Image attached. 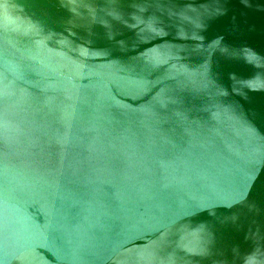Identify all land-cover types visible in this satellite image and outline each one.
<instances>
[{
    "label": "water",
    "instance_id": "water-1",
    "mask_svg": "<svg viewBox=\"0 0 264 264\" xmlns=\"http://www.w3.org/2000/svg\"><path fill=\"white\" fill-rule=\"evenodd\" d=\"M264 264V0H0V264Z\"/></svg>",
    "mask_w": 264,
    "mask_h": 264
},
{
    "label": "snow or ice",
    "instance_id": "snow-or-ice-1",
    "mask_svg": "<svg viewBox=\"0 0 264 264\" xmlns=\"http://www.w3.org/2000/svg\"><path fill=\"white\" fill-rule=\"evenodd\" d=\"M250 264H251V260H250Z\"/></svg>",
    "mask_w": 264,
    "mask_h": 264
}]
</instances>
